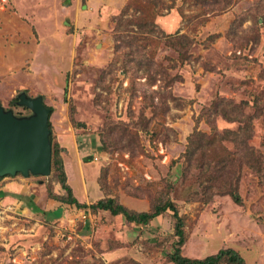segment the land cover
<instances>
[{"label":"rangeland","instance_id":"obj_1","mask_svg":"<svg viewBox=\"0 0 264 264\" xmlns=\"http://www.w3.org/2000/svg\"><path fill=\"white\" fill-rule=\"evenodd\" d=\"M64 1L0 0L1 106L43 96L75 197L170 200L184 238L170 210L142 225L60 202L51 166L0 179V264H264V0Z\"/></svg>","mask_w":264,"mask_h":264},{"label":"water","instance_id":"obj_2","mask_svg":"<svg viewBox=\"0 0 264 264\" xmlns=\"http://www.w3.org/2000/svg\"><path fill=\"white\" fill-rule=\"evenodd\" d=\"M16 106L30 111L17 117L0 104V179L17 174L48 176L51 167L49 109L41 95H17Z\"/></svg>","mask_w":264,"mask_h":264},{"label":"trees","instance_id":"obj_3","mask_svg":"<svg viewBox=\"0 0 264 264\" xmlns=\"http://www.w3.org/2000/svg\"><path fill=\"white\" fill-rule=\"evenodd\" d=\"M125 6H127V4ZM143 26L144 25L140 27H143ZM14 100H16V97ZM43 102H44V97H43ZM44 105H46L45 102H44ZM46 107L49 109L48 127L50 130L51 124L49 120H50V116L53 113V108L50 107L49 105H46ZM50 140L52 144L51 136H50ZM233 140L235 141V139ZM243 142H244V137L241 140L238 139L236 141V145H237L236 148L240 146L241 144H243ZM57 143H59L58 140H57ZM57 143L52 144L51 166L56 173L57 183L59 184L60 188L66 194L65 197H62L59 199L60 202L69 204V205H74L78 209L89 208L93 211H96V210L105 211V212H108L111 216H114V217L121 216L127 222H132L135 224H142V225L148 224L151 220L155 219L157 216L161 215L166 210H170L172 211L173 218L175 220V223H174L175 235L179 239L178 240L179 242L181 243L183 242V238H184L183 220L178 215V211L176 207L170 200H165V201H162L152 206L150 210L147 212L146 211L136 212V211L130 210L127 207L121 205L119 202H117L112 197H104L102 199L97 200L95 203L91 205H86L85 203H81L78 200V198L75 197L73 190L68 185L69 182H68V178H67L65 166L63 163V158H62V154L64 155V152H67L66 148L61 146L60 143H59L60 145H58ZM236 200H237V196H236ZM28 207H30L31 208L30 210L33 212L39 210L32 201L30 202ZM168 259L172 264H246L243 258L236 251H234L233 249H229V248L221 249L216 254L209 255L202 259H198V258L191 259V258L182 256L180 253V249L176 248L168 255Z\"/></svg>","mask_w":264,"mask_h":264},{"label":"crops","instance_id":"obj_4","mask_svg":"<svg viewBox=\"0 0 264 264\" xmlns=\"http://www.w3.org/2000/svg\"><path fill=\"white\" fill-rule=\"evenodd\" d=\"M28 1H30V0H28ZM34 1H42V3L45 2V0H34ZM46 1H47V0H46ZM68 1H69V0H65L64 3H63V6L68 7L70 3L75 4V1H74V0H72L70 3H69ZM70 5H71V4H70ZM83 5H84V2H82L81 7H83ZM112 5L114 6V9H113V10H116L117 7H118V5H119V2H118V1H115V2L112 3ZM42 9H43V8H42ZM45 12H47V13H45ZM64 13L67 14L68 11H67V12H64ZM42 14H43V15H42ZM39 15H40V16H45L46 19H47V22H48V23H49L50 20L52 19V21H51V27H52L53 29L50 30V31L47 30V33L56 30L55 27L58 26V25H55V24H56L58 21H60V16H59L57 13H55V12H51V11H49V10L47 11V9L45 8L44 11H42V13H40ZM69 16H72V13H70ZM43 19H45V18L43 17ZM65 21H66V20H65ZM61 141H64V140L61 139V138L59 137L58 142L61 144V146H63V143H64V142L62 143ZM66 151H67V149H66ZM66 153H68V152H66ZM64 155H65V154H64ZM68 157H69V155H68ZM65 164H66V162H65ZM65 168H67V167L65 166ZM2 179H3V178H2Z\"/></svg>","mask_w":264,"mask_h":264},{"label":"built area","instance_id":"obj_5","mask_svg":"<svg viewBox=\"0 0 264 264\" xmlns=\"http://www.w3.org/2000/svg\"><path fill=\"white\" fill-rule=\"evenodd\" d=\"M96 159V158H95Z\"/></svg>","mask_w":264,"mask_h":264}]
</instances>
